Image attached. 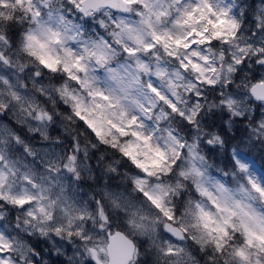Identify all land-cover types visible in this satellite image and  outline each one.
Instances as JSON below:
<instances>
[{
    "label": "snow or ice",
    "instance_id": "snow-or-ice-1",
    "mask_svg": "<svg viewBox=\"0 0 264 264\" xmlns=\"http://www.w3.org/2000/svg\"><path fill=\"white\" fill-rule=\"evenodd\" d=\"M13 7L20 20L0 17V264H55L52 255L62 259L73 243L90 241L93 224L110 227L103 201L73 207L62 195V179H78L87 155L78 138L71 151L55 153L63 109L132 163L133 186L155 218L138 223L145 217L136 212L130 223L155 226L161 256L173 264H264V177L243 158L264 146V0H253L251 14L240 9L250 24L243 35L233 0H17ZM34 63L59 77L50 92L43 84L29 91L42 76ZM206 112L223 133L251 145L229 150L230 169L209 162L208 153L224 146L212 127L191 139L169 128L163 145L139 130L142 113L193 125ZM105 235L102 251L124 264L135 242L119 231ZM36 237L50 238L49 256ZM82 255L80 264H100L95 247Z\"/></svg>",
    "mask_w": 264,
    "mask_h": 264
},
{
    "label": "clouds",
    "instance_id": "clouds-1",
    "mask_svg": "<svg viewBox=\"0 0 264 264\" xmlns=\"http://www.w3.org/2000/svg\"><path fill=\"white\" fill-rule=\"evenodd\" d=\"M253 6V0H233V15L237 16L241 25L244 26V33H247L250 29V24H246V18L240 15V9H247L251 14ZM36 71H42L38 64H33ZM35 79V78H31ZM58 76H54L46 71H42V76L37 80L36 87H29V91L33 94L39 92V85H45V91L50 92V86L57 83ZM214 96L215 90L208 92V96ZM55 99V93H52ZM131 113V110H129ZM144 119L141 121L143 128L139 129L144 135L152 138V143L164 142L168 139V129H179V135L183 139L188 137L189 139L201 136L203 137L208 133L209 127L213 128V131L221 135L224 140V146L218 150L214 149L208 153L209 162L215 163L217 167L229 168L231 167L228 161V152L232 148H236L240 151L245 150L246 147L251 145H245L242 143L241 135L235 131L229 130L228 134L221 131L220 123H216V117L211 113H205L204 117L198 124L188 125L184 121L178 119L173 115L167 120H156L142 113ZM5 119L7 116L4 117ZM215 122V123H214ZM57 127L60 129L59 142L53 143L55 153H59L64 150L71 151L73 139L78 138L81 154L87 152L86 157L82 156L83 163L78 164V167L82 169L78 179H67L68 187L64 188V191L69 192V196H75L79 200L87 202L90 206H95L99 201H103L104 207L107 208V213L111 217L109 224L112 225L115 221L120 227L126 231L136 232V243L138 251L140 253L137 264H173L175 258L161 256L157 251V241L149 232H143L136 229L130 223V217L133 213L132 210L121 209L117 204L113 196L116 193L124 192L132 188V185H125L121 183V173L126 175L130 172L135 173V168L132 163L111 144H102L98 141L95 134L88 129L85 125L79 122V120L72 115L68 109H63V115L56 121ZM241 132L243 129L240 130ZM55 137V133L53 134ZM111 140V138H108ZM120 141L125 142L126 138L121 137ZM107 146L102 151V146ZM202 150H203V146ZM38 155L39 150L37 149ZM57 170L59 167L57 166ZM137 201H143V198L139 195L136 197ZM138 223L146 224L147 221H138ZM151 232H155V226L151 229ZM46 237H36L35 242L40 246H44V240ZM50 240V238H46ZM65 239V237H63ZM195 255L200 254L193 248ZM49 249H45V256H49ZM52 259L55 264H77L74 259V254L71 249H68L67 254L62 259H56L52 255ZM200 264H206L203 258L200 260Z\"/></svg>",
    "mask_w": 264,
    "mask_h": 264
},
{
    "label": "rangeland",
    "instance_id": "rangeland-1",
    "mask_svg": "<svg viewBox=\"0 0 264 264\" xmlns=\"http://www.w3.org/2000/svg\"><path fill=\"white\" fill-rule=\"evenodd\" d=\"M228 3H231V0H227ZM17 0H3V3H0V17L7 19L8 17H15L17 20H20V8L19 7H13V5H16ZM4 4H7L8 6L5 7ZM16 12V13H13ZM20 27H27L28 25L26 23H20ZM15 58V57H14ZM9 72H11L12 70H8ZM210 92V91H209ZM213 96H209L208 99V103H211V98ZM218 120L217 123H220L219 119L216 118ZM118 135V134H117ZM110 138V137H108ZM121 143H124L123 141H120ZM161 145H163V142H158ZM107 146L105 145V148ZM259 148H264V146H255L252 148V154L253 157L255 158H250V157H243L244 159H247L249 161V163H251L252 167H253V175L256 178H260V177H264V167H262V161L260 159L261 156H264V153L260 154V150ZM137 151H139V149H137ZM138 159L140 160H144L143 156H139ZM146 166H150L153 169H155L156 165L152 164L151 162H149L148 165ZM135 173H128L127 175L125 173H121V183L125 184V185H132V188L124 191V192H119L116 193L113 196V199L116 200L117 204L120 206L121 209L124 210H132L135 212H138L140 215L145 217V220L147 221L146 225L149 224L154 218H155V211L152 209L151 205H149L146 201H140L138 202L136 197L139 196V193L135 190L133 183L131 181V176L134 175ZM157 179H160L159 176L156 177ZM224 179V178H221ZM62 185L63 187H68L67 185V178L62 179ZM229 187H232L233 185H228ZM63 197L66 198V202L70 205H72L73 207H76L77 205L80 206H85V207H90V205L83 201V200H79L77 199L75 196H69V192L64 191L62 193ZM239 199V197H237ZM260 206L257 205V208H259ZM107 211V208H105ZM111 219V217H110ZM93 228L95 229L94 231H90L89 232V236L91 237L90 241H86L81 245H77L75 243H73L72 247L70 248L74 254V259H76L77 264H80V261L84 258H86L85 255L82 254H86V249L89 247H95L98 253V256L101 258L102 262H106L107 261V254L106 252L102 251L103 249H105L106 245H107V237H106V233L107 231H111L112 233L116 230L118 231H122L124 232L130 239H132L135 244H136V254H135V259L134 262H132V264H137V259L140 255L139 251H138V246L136 243V232H131V231H126L125 229H123L122 227H120L115 221H113L112 225H105L103 231L99 230V226L96 224H93ZM139 231H143V230H139ZM143 232H149L153 238L157 241L158 246L162 243V240L157 238L154 232H151V228L147 231H143ZM69 237L65 236L64 241H68ZM39 245V244H38ZM40 246V245H39ZM43 251H44V255H45V249H49L51 247H54L53 243L51 240H48L45 238L44 240V246H40ZM193 253L195 254V252L193 251Z\"/></svg>",
    "mask_w": 264,
    "mask_h": 264
},
{
    "label": "water",
    "instance_id": "water-1",
    "mask_svg": "<svg viewBox=\"0 0 264 264\" xmlns=\"http://www.w3.org/2000/svg\"><path fill=\"white\" fill-rule=\"evenodd\" d=\"M117 231L118 230L114 231L113 233H116ZM107 232H109V231H107ZM119 232L123 233L122 231H119ZM106 247H107V245H106ZM134 254H135V250H133L132 248H128V250L126 252L124 264H130V262H134ZM100 264H111V258L107 255V261L106 262H102L100 260Z\"/></svg>",
    "mask_w": 264,
    "mask_h": 264
},
{
    "label": "trees",
    "instance_id": "trees-1",
    "mask_svg": "<svg viewBox=\"0 0 264 264\" xmlns=\"http://www.w3.org/2000/svg\"><path fill=\"white\" fill-rule=\"evenodd\" d=\"M13 13H16V12H13ZM20 25H21V24H18L17 26L20 27ZM215 122L217 123L218 120L216 119ZM221 131H222V129H221ZM259 146H260V145H259ZM104 148H105V146H102V149H101V150L103 151ZM258 149L260 150V154L264 153V148L262 149V148H259V147H258ZM128 185H130V184H128Z\"/></svg>",
    "mask_w": 264,
    "mask_h": 264
}]
</instances>
